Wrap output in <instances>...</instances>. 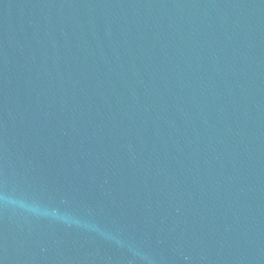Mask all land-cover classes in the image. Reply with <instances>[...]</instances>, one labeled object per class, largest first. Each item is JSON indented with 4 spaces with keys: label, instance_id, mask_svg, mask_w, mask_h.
<instances>
[{
    "label": "water",
    "instance_id": "obj_1",
    "mask_svg": "<svg viewBox=\"0 0 264 264\" xmlns=\"http://www.w3.org/2000/svg\"><path fill=\"white\" fill-rule=\"evenodd\" d=\"M0 264H264V0H0Z\"/></svg>",
    "mask_w": 264,
    "mask_h": 264
}]
</instances>
